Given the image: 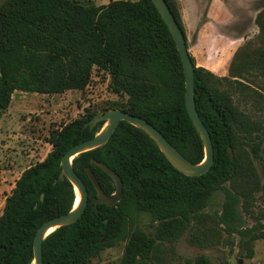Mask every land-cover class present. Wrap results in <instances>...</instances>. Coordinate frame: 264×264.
Segmentation results:
<instances>
[{
  "label": "trees",
  "instance_id": "obj_1",
  "mask_svg": "<svg viewBox=\"0 0 264 264\" xmlns=\"http://www.w3.org/2000/svg\"><path fill=\"white\" fill-rule=\"evenodd\" d=\"M185 40L177 0H165ZM259 3V2H258ZM257 3V4H258ZM262 4V3H261ZM255 15L258 48L233 55L228 75L218 77L194 66V104L213 147V162L203 174L176 170L139 128L120 121L107 142L72 159L88 192L87 205L72 224L48 234L42 242V264H86L105 248L124 241L119 264H152L161 258L159 245L178 238L221 191L218 223L238 235L240 255L252 257L253 242L264 239V220L240 222L237 206L249 212L260 174L237 150L247 146L260 161L264 179V123L242 111L230 91L249 90L264 99V4ZM258 6V5H257ZM187 44V41H186ZM105 71L114 92L127 96L122 110L159 130L186 159H203V145L184 104V74L173 38L151 0H4L0 4V111L14 90L56 93L83 88L92 67ZM226 82L227 89L221 88ZM246 95V94H244ZM95 113L69 121L56 132L43 160L25 168L0 214V264H31L36 229L47 219L68 212L74 203L72 184L58 180L62 155L92 137L103 126L84 125ZM228 146L233 157L230 158ZM105 163L122 181V196L113 205L98 204L85 168L101 189L113 194L111 178L90 159ZM147 215L153 230L135 226ZM264 218V215H263ZM193 245L203 246L196 234ZM187 264H213L204 254Z\"/></svg>",
  "mask_w": 264,
  "mask_h": 264
},
{
  "label": "rangeland",
  "instance_id": "obj_2",
  "mask_svg": "<svg viewBox=\"0 0 264 264\" xmlns=\"http://www.w3.org/2000/svg\"><path fill=\"white\" fill-rule=\"evenodd\" d=\"M3 1L0 0V4ZM108 1L94 0L96 5L106 4ZM257 34L248 38L238 49L244 46V51L258 48L260 42ZM109 83V75L93 66L87 84L81 89H66L56 93L19 90L12 92L8 106L0 111V214L5 199L11 193L21 172L43 160L52 148L54 136L62 125L85 118L92 112L100 113L113 108L125 110L127 96L111 90ZM220 87L227 89L228 85L222 82ZM230 93L234 103L242 111L252 118L263 120L264 123V99L249 90L240 93V90L236 89ZM236 152L240 161H250L260 174V187L253 193L249 212L245 213L240 204L237 206L240 222L249 227L256 220H264V179L260 161L247 146H241ZM261 157H264V153H261ZM222 198V192L217 191L210 205L185 232L176 239L161 242V258L152 264H187L185 258L198 254L206 255L213 264H237L239 260L241 264H264V239L255 240L252 257H245L240 255L238 235L226 233L218 223L217 215ZM134 225L151 232L155 223H151L147 215H141ZM193 233L203 239V246L189 242V236ZM123 247L124 241H120L91 257L86 264H119Z\"/></svg>",
  "mask_w": 264,
  "mask_h": 264
},
{
  "label": "water",
  "instance_id": "obj_3",
  "mask_svg": "<svg viewBox=\"0 0 264 264\" xmlns=\"http://www.w3.org/2000/svg\"><path fill=\"white\" fill-rule=\"evenodd\" d=\"M155 8L164 20L179 53L183 74H184V104L187 114L195 127L202 145L203 159L198 163H193L186 159L170 142L166 140L163 134L157 130L148 121L140 116L132 115L121 109H108L100 113H95L84 125L91 129L97 122L103 121L101 129L92 137L72 145L61 157V170L57 179L66 178L79 192V201L75 207L60 215H56L45 220L35 231L32 241L33 260L31 264H42V242L48 234L56 228L74 223L84 211L88 192L82 179L77 175L72 167V159L78 154L104 145L120 121H125L143 131L156 145L159 151L164 155L167 161L179 172L188 176H197L205 173L213 162V147L207 129L199 118L194 104V66L187 51L185 37L178 26L170 8L165 0H151ZM230 158L233 152L230 146L227 148ZM90 163L101 168L112 180L115 192L106 194L100 187L97 179L93 175L89 166H86V174L91 181L96 195L93 198V209L97 212L98 204L113 205L118 202L122 196V181L118 174L109 168L105 163L90 159ZM75 192V191H74ZM237 264H241L239 260Z\"/></svg>",
  "mask_w": 264,
  "mask_h": 264
},
{
  "label": "crops",
  "instance_id": "obj_4",
  "mask_svg": "<svg viewBox=\"0 0 264 264\" xmlns=\"http://www.w3.org/2000/svg\"><path fill=\"white\" fill-rule=\"evenodd\" d=\"M263 1L177 0L187 51L195 65L226 76L235 51L258 32L254 18L260 7L257 3L262 6Z\"/></svg>",
  "mask_w": 264,
  "mask_h": 264
},
{
  "label": "bare ground",
  "instance_id": "obj_5",
  "mask_svg": "<svg viewBox=\"0 0 264 264\" xmlns=\"http://www.w3.org/2000/svg\"><path fill=\"white\" fill-rule=\"evenodd\" d=\"M74 191H75V199H74L73 207H75L79 201V192L77 188H75Z\"/></svg>",
  "mask_w": 264,
  "mask_h": 264
}]
</instances>
